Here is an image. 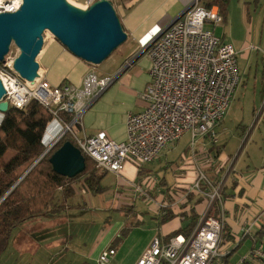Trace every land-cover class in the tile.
I'll use <instances>...</instances> for the list:
<instances>
[{"label": "built area", "instance_id": "obj_1", "mask_svg": "<svg viewBox=\"0 0 264 264\" xmlns=\"http://www.w3.org/2000/svg\"><path fill=\"white\" fill-rule=\"evenodd\" d=\"M94 1L86 0L85 8ZM22 3L23 0H0V13L15 12ZM223 22L217 6L208 7L202 0H194L181 17L146 46L152 61L150 80L140 94L146 106L127 115L124 141L113 140L104 131L85 137L79 134L83 113L112 82L95 70L85 75L80 87L68 82L49 86L42 80L40 69L34 83L22 78L13 68L14 60L6 56L0 62L4 100L21 110L32 100L45 106L99 169L119 175L128 162L140 169L185 134H190L192 147L202 137L216 138V127L225 119L241 78L234 46L206 28L207 23L218 26ZM62 114L69 115L70 121L64 120ZM56 143L50 145L51 149ZM145 180L150 181L149 186L153 178ZM225 183L226 177L215 184L201 173L190 191L207 197L211 209L221 198ZM205 185L211 191L203 190ZM223 228L222 220L203 213L188 234H177L168 242L155 237L135 264H211L220 254ZM115 254L114 248L104 249L99 254V264H108ZM251 255L264 257L263 247L253 248Z\"/></svg>", "mask_w": 264, "mask_h": 264}, {"label": "rangeland", "instance_id": "obj_2", "mask_svg": "<svg viewBox=\"0 0 264 264\" xmlns=\"http://www.w3.org/2000/svg\"><path fill=\"white\" fill-rule=\"evenodd\" d=\"M69 1L78 7L85 8L86 0ZM111 1L118 15L123 14L130 3V0ZM250 2L253 0H229L224 22L218 26L211 23L206 24L207 29L213 30L215 34L234 46L243 77L242 83L232 98L224 122L216 127V138L206 137L210 141L213 140L211 143L214 144V148L219 146V149L222 146V140L225 142L226 139L227 151L232 155L229 164L221 167L217 160L216 150L210 151L207 155L198 150L197 152L192 151L191 161L195 164L191 165L197 166H195V177L197 178L194 177L192 182L187 183V188L182 189L185 192H180V194L176 193L178 188L174 186V183L175 179L180 176L179 174L185 173L186 170L181 169L183 160L176 155H180L182 149L191 144L190 134H185L167 156L163 155L160 159L154 160L149 165L151 167L149 174L143 176L137 174L135 179L127 180L125 183L120 181L117 174L105 172L95 164L98 174H106L101 180V185L105 190L98 194L89 192L84 186V177L74 182L75 191L78 189L79 194H74L69 199L63 196L62 190L58 189L55 202L46 212V216L41 215L24 223L23 236L29 238L28 247L32 252L22 258L17 255H4L0 264H99L97 258L99 252L110 248H114L116 254L109 264H131L132 255L142 247L150 246L158 233L155 218L159 219L164 213L160 207L161 204L167 205L183 198V195L195 186L201 173L215 184L222 178L227 179L229 174L232 177L238 158L240 164L244 161L243 156L248 157V152L254 149L259 152L264 143L262 139L264 137V83H262L260 70L257 71L255 66H252L251 70L248 69L249 61L243 53L246 51L255 54L261 52L264 48V30L255 25V19L249 21L248 6L252 15L254 12V5L249 4ZM49 40L54 42L57 39L51 32L46 31L45 44ZM121 48L122 46L117 48L104 63L91 65V69L97 70L99 75L108 73L110 71L108 70L109 60L119 54ZM19 53V48L12 43L7 56L10 60H14ZM49 125L48 131L59 130V136L66 127L64 125L61 127L56 120ZM253 126L255 128L252 130ZM219 130L224 132L222 140L219 137ZM250 130H252L250 140L248 139L250 143L243 149L245 133ZM63 136L73 139L70 131L65 132ZM48 139L49 136L46 133L44 142ZM58 142L59 140L55 146ZM49 146H46L45 150ZM54 147L47 153L48 156L53 153ZM206 163L207 165H204ZM147 177L153 178L149 186L150 181H144ZM202 189L209 191L206 185ZM197 193L199 194L198 191ZM156 201H158L157 205H155ZM131 209H134L135 214L131 213ZM141 213L143 220L139 215ZM213 215L215 216V211ZM115 232L118 235L112 240ZM249 245V240H247L245 247L249 248Z\"/></svg>", "mask_w": 264, "mask_h": 264}, {"label": "crops", "instance_id": "obj_3", "mask_svg": "<svg viewBox=\"0 0 264 264\" xmlns=\"http://www.w3.org/2000/svg\"><path fill=\"white\" fill-rule=\"evenodd\" d=\"M193 2L194 0H130L123 14H119L128 38L121 45L120 53L109 60L110 68L108 70L110 71L100 75L111 78L112 82L83 113L79 129L81 137L95 135L104 131L113 140L124 141L127 139V115L130 112L141 111L146 106V102L140 94L150 80L152 61L147 51L143 50ZM202 2H205V0H202ZM249 4L254 5L253 15L250 7L248 6L247 8L249 21L251 22L255 19V25L264 30V0H253ZM52 41L49 40V42L44 44L43 50L38 56L42 80L49 86H58L63 82H68L80 87L85 75L92 70L91 65L93 64L72 55L59 40ZM243 56L249 61V70H251L252 66H255L257 71L260 70L262 83H264V48L256 54L246 51ZM96 72L98 73L97 70ZM240 75L239 85L243 81L242 74L240 73ZM3 117L4 113L0 111V122ZM56 121L62 127L61 122ZM49 126H47L45 132V135L47 133L49 136V139L45 141L46 146H49L60 134L59 130L48 131ZM254 128L255 126H253L252 130ZM252 130L245 133L246 136L244 135L246 139L244 144H242L243 149L250 143L249 137ZM218 132L220 140L224 139V132L222 130ZM262 139L264 142V137ZM180 140L164 149L158 159L171 153ZM211 141L206 137H202L193 147L187 145L182 149L180 155H176L183 160L181 169L186 170L185 173L179 174L180 176L175 179L174 186L178 188L176 190L177 194L178 192L179 194L180 192H185L183 190L187 188V183L192 182L195 177L196 165H191L192 163L195 164V162L191 161L190 155L192 151L197 152L198 150L207 155L210 151L216 150L218 154L217 160L221 167L223 165L226 167L231 161L232 155L227 151L228 142L226 139L225 142L222 140L220 149L219 146L214 148L215 146ZM247 154V158L243 156L244 161L242 163L239 164L240 159H237L232 177L230 174L228 175L221 198L211 209L208 198L195 191H187L183 198H179L180 200L178 199V201L167 205L161 204L160 207L164 212L166 208L171 209L175 213V217L166 223H161V218L158 219L156 217L158 233L155 237H160L164 242H168L170 239L168 240L167 237L174 231L188 225L192 227L196 224L201 214L208 212L213 215L215 211V217L223 221L225 231L222 234L220 254L211 264H247L249 262L262 264V261L251 255V251L259 246H255L256 243L252 234H255L264 224V143L260 147L259 152L254 149ZM207 161L209 162V160ZM151 163L144 164L140 169H137L133 162H128L125 170L118 177L122 183H125L127 180L135 179L137 174H141V176L149 174L148 171L151 170L149 165ZM204 165H207V163ZM209 191H211L210 187ZM77 193L79 194L78 189L75 191V195ZM157 202L155 205H157ZM131 211L133 214L134 209H131ZM139 215L142 219V213ZM23 227L24 223L13 232L6 250L0 256V261L4 255H17L22 258V256H27L32 252L28 247L29 238L23 236ZM249 228L252 229L248 233ZM114 235L112 240L118 233L116 234L115 232ZM247 240H249V248L245 247ZM149 247H142L134 253L131 264H135ZM98 257L99 255H97Z\"/></svg>", "mask_w": 264, "mask_h": 264}, {"label": "water", "instance_id": "obj_4", "mask_svg": "<svg viewBox=\"0 0 264 264\" xmlns=\"http://www.w3.org/2000/svg\"><path fill=\"white\" fill-rule=\"evenodd\" d=\"M46 31L73 55L93 65L104 62L128 38L111 0H95L88 8L78 7L69 0H23L17 11L0 13V62L15 43L20 53L14 59L13 68L22 78L34 83L39 76L38 56L45 44ZM143 51H147V47ZM5 93L0 78V111L3 113L9 108ZM50 150L51 147L47 148L25 175ZM49 161L55 172L69 178L86 168V157L70 140L55 150Z\"/></svg>", "mask_w": 264, "mask_h": 264}, {"label": "trees", "instance_id": "obj_5", "mask_svg": "<svg viewBox=\"0 0 264 264\" xmlns=\"http://www.w3.org/2000/svg\"><path fill=\"white\" fill-rule=\"evenodd\" d=\"M205 2L208 7L218 6L224 20L226 19L229 0H205ZM62 118L70 121V116L67 114H62ZM52 120V113L38 101L32 100L22 110L9 105L0 122V256L6 250L13 232L18 227L28 220L41 215L46 216V212L55 202L56 192L60 187L63 196L68 198L75 194L74 182L84 177V186L89 192L102 193L105 190L101 185L105 173L98 174L95 162L86 154H84L85 170L73 178L55 172L49 161L51 155L48 154L25 175L45 150V132ZM67 140L76 145L72 138L62 136L54 151ZM174 217L175 213L166 208L160 220L161 223H166ZM194 226L179 228L167 239L180 233L188 234ZM224 231L225 227L222 234ZM252 236L255 246H264V224ZM256 259L264 264V257H256ZM247 264H255V262Z\"/></svg>", "mask_w": 264, "mask_h": 264}, {"label": "bare ground", "instance_id": "obj_6", "mask_svg": "<svg viewBox=\"0 0 264 264\" xmlns=\"http://www.w3.org/2000/svg\"><path fill=\"white\" fill-rule=\"evenodd\" d=\"M50 147V146H49Z\"/></svg>", "mask_w": 264, "mask_h": 264}]
</instances>
